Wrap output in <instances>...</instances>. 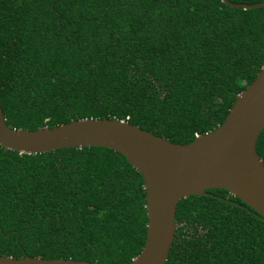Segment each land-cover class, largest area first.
Returning a JSON list of instances; mask_svg holds the SVG:
<instances>
[{"label": "trees", "instance_id": "1", "mask_svg": "<svg viewBox=\"0 0 264 264\" xmlns=\"http://www.w3.org/2000/svg\"><path fill=\"white\" fill-rule=\"evenodd\" d=\"M253 5L264 0H228ZM264 67V7L223 0H0V105L11 128L126 121L187 144L221 125ZM264 163V130L256 142ZM146 190L103 147L0 145V256L122 264ZM165 264H264V219L224 189L177 206Z\"/></svg>", "mask_w": 264, "mask_h": 264}, {"label": "water", "instance_id": "2", "mask_svg": "<svg viewBox=\"0 0 264 264\" xmlns=\"http://www.w3.org/2000/svg\"><path fill=\"white\" fill-rule=\"evenodd\" d=\"M223 2L235 9L264 7ZM264 130V67L239 95L225 121L190 143H173L126 121L81 119L34 131L11 128L0 105V145L36 155L63 148L103 147L126 158L144 181L147 232L141 253L122 264H165L175 239L179 202L224 189L264 219V163L256 142ZM0 264H107L74 259L0 256Z\"/></svg>", "mask_w": 264, "mask_h": 264}]
</instances>
